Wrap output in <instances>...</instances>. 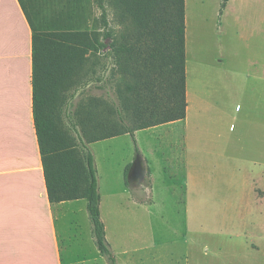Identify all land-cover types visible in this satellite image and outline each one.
<instances>
[{
    "label": "rangeland",
    "instance_id": "1",
    "mask_svg": "<svg viewBox=\"0 0 264 264\" xmlns=\"http://www.w3.org/2000/svg\"><path fill=\"white\" fill-rule=\"evenodd\" d=\"M53 1L57 4L49 6L50 10L41 6L43 11L30 12L43 28L102 32L97 0ZM241 4V0H232L222 18L220 0H185L188 121L195 134L189 138V150L202 153L198 165L201 203L183 202V173L176 167L164 171L153 164L150 176L144 161L145 180L134 187L150 189L152 201L148 209L137 205L132 211L136 204L122 173L123 164L130 163L136 154L132 138L121 134L89 144L97 171L101 214L118 264H264V178L258 181L253 177V184H245V175L253 168L251 161L264 163V117L258 113L260 110L262 116L264 109L256 105L260 83L262 86L258 70L263 64L260 59L258 65V58L264 52L258 46L257 29L244 20ZM104 6L109 27L118 29L114 8L108 0H104ZM248 16L257 21V6ZM253 59L257 62L255 70L249 63ZM92 60L79 74L88 83L79 102L86 132L98 135L102 130L94 123L105 122L108 129L118 120L104 102H98L97 107L88 104L90 95L103 94L93 80L101 74L103 65L92 64ZM236 104L241 106L240 111H235ZM231 123L236 125L233 132L229 131ZM183 133V129L175 128L170 145L165 149V143L160 153L167 157L169 149L178 153ZM136 139L143 151L150 145L155 148L157 143L145 132H137ZM206 153L216 155L215 162L205 161ZM232 157L246 160L241 165L243 183L235 170V175L231 172L236 166ZM262 166L256 165L255 172L259 173Z\"/></svg>",
    "mask_w": 264,
    "mask_h": 264
},
{
    "label": "trees",
    "instance_id": "2",
    "mask_svg": "<svg viewBox=\"0 0 264 264\" xmlns=\"http://www.w3.org/2000/svg\"><path fill=\"white\" fill-rule=\"evenodd\" d=\"M108 1L119 24L116 30L109 27L104 0H97L102 32L43 28L29 11L25 15L32 33L33 120L48 199L83 198L96 248L107 264H118L100 217L97 171L89 144L128 134L137 154L136 130L185 117V0ZM220 1L223 8L227 0ZM90 60L103 65L93 79L103 94L90 95L88 104L97 107L104 102L118 120L108 129L105 122L94 123L102 130L98 135L86 132L79 102L88 84L79 74ZM129 166L123 176L131 197L139 204L149 203L145 187L128 185Z\"/></svg>",
    "mask_w": 264,
    "mask_h": 264
},
{
    "label": "crops",
    "instance_id": "3",
    "mask_svg": "<svg viewBox=\"0 0 264 264\" xmlns=\"http://www.w3.org/2000/svg\"><path fill=\"white\" fill-rule=\"evenodd\" d=\"M231 1L227 0L223 8L219 7L220 17L223 18L227 14ZM241 2L245 13L244 20L247 25L257 29L258 46L263 48L264 52V0H241ZM54 4L57 2L53 0H0V264H107L94 244L85 200L79 198L50 202L47 196L33 120L32 33L25 11H43L44 8L41 6H48L46 10H50L49 6ZM256 6L257 21L255 22V17L248 16V13L255 12ZM260 59L263 60V64L258 70V80L262 81V86L260 83V99L256 105L258 109L260 107L264 109V54L262 58L259 56L258 65ZM249 63L255 70L257 63L255 59L250 60ZM247 76L253 75L248 73ZM189 100L186 89L187 106L183 119L134 132L136 143L137 132H145L157 142L155 148L150 145L144 151L139 149L137 144L150 176L153 164H157L164 171L174 166L183 173L180 185L184 190H182L183 202L186 205L201 203L202 198L198 190L201 187L198 165L202 153L189 150V138L195 136L191 133L188 121ZM240 110L241 106L236 104L235 111ZM258 113L260 117H264V110L262 116L260 110ZM175 128L184 130L182 141L177 146L178 153L169 149L170 154L167 157L166 154L160 153V150L161 147H165V143L167 144L165 149L168 148ZM235 129L236 125L231 123L229 131L233 132ZM156 152L160 154L159 158ZM212 156L206 153L205 161L210 164L215 162L216 155ZM230 160L236 165L234 169L232 166L231 172L234 174L235 170L239 180L243 179L241 165L246 160L236 157ZM251 162L253 168L248 175H245L248 178L245 183L247 187L249 183L253 184V177L258 181L264 178V163ZM128 163L123 164V174ZM255 164L263 165L259 173L255 172ZM241 182L243 183L244 179ZM147 192L150 202L137 204L131 199L136 204L132 208L128 205L132 211L137 205L149 208L148 205L152 201L150 189ZM129 196L131 198V194ZM100 205L101 198L99 211L104 223ZM195 216L194 214L193 218ZM104 227L106 239L113 250L115 246L109 239L105 223Z\"/></svg>",
    "mask_w": 264,
    "mask_h": 264
},
{
    "label": "water",
    "instance_id": "4",
    "mask_svg": "<svg viewBox=\"0 0 264 264\" xmlns=\"http://www.w3.org/2000/svg\"><path fill=\"white\" fill-rule=\"evenodd\" d=\"M146 170L143 158L140 153L135 154L126 173V181L129 185L134 186L145 180Z\"/></svg>",
    "mask_w": 264,
    "mask_h": 264
}]
</instances>
